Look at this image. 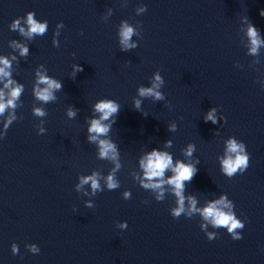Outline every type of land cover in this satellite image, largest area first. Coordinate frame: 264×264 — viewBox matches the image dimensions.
Masks as SVG:
<instances>
[{
    "label": "water",
    "instance_id": "water-1",
    "mask_svg": "<svg viewBox=\"0 0 264 264\" xmlns=\"http://www.w3.org/2000/svg\"><path fill=\"white\" fill-rule=\"evenodd\" d=\"M111 3L0 0V103L14 105L0 114V264H82L81 181ZM29 13L43 34H28ZM42 76L61 84L47 102Z\"/></svg>",
    "mask_w": 264,
    "mask_h": 264
},
{
    "label": "clouds",
    "instance_id": "clouds-1",
    "mask_svg": "<svg viewBox=\"0 0 264 264\" xmlns=\"http://www.w3.org/2000/svg\"><path fill=\"white\" fill-rule=\"evenodd\" d=\"M261 15H264V12L261 13ZM27 23L30 25L29 28V35L31 34H43L46 30V24L38 23L35 19H33L32 13L28 14V20ZM19 26V21H16L12 27L16 28ZM20 31L23 33L24 29L20 28ZM133 34V29L131 27H128L127 25H124L123 30L121 32L122 36V43H124L128 47H133L134 45H127V41ZM249 36L252 38V42L254 45H259V40L256 39L257 37V31L255 27L249 26ZM27 48L21 49V54L27 53ZM256 47L252 48V52L255 53ZM0 63L5 64V66H8L7 60H2ZM78 71H82V68H77ZM0 74L4 76H8L9 73L5 72L3 68H0ZM156 80L160 81L161 78L157 75ZM41 82L47 84V88L43 89L42 91H39L37 93V96L39 99L47 102L49 100L54 99L52 90L53 89H60L61 84L58 83L55 80L48 79L47 77H41ZM159 87L158 84H154L152 88H141L139 90V94L141 96H148L152 95L155 96L156 99H161V94L159 92L154 91L155 88ZM20 95V88H16L11 92V96L13 98H16ZM140 102H136V107L139 108ZM7 106H14L12 100H8L6 103H0V114H3L5 111V108ZM96 111L100 112L102 115L100 119H93L91 121V126L89 127L88 131L89 133H96L98 135L106 134L109 131V127L105 126L101 123L102 120H107L110 116L113 114L118 113L119 111V105L112 101H100L95 105ZM36 113L38 115H43L44 113L40 111L39 109H36ZM75 115L74 112L70 111L69 116ZM206 119H212L213 123L216 121L213 119L211 113H209L208 117ZM11 121L9 120L8 123ZM7 127V124L5 125ZM90 140L95 141L97 139V135H90ZM228 150L231 153H235V159H232L229 157L228 159L224 160V170L227 173L228 176H232L235 172H237L238 169L247 168L248 166V155L244 154L241 155L240 153L244 152V145L243 144H237L235 140H230L228 142ZM192 151V146H189V152L190 155ZM109 152H115V147L112 143L108 141H100V155L101 157H107ZM171 165V157H169L167 154H161L158 152H153L148 157V162L146 164V172L148 179H152L154 177H161L165 171L166 168H168ZM175 172L177 173L176 177L169 181V183L175 185L176 187V195L180 198L179 203L180 206L173 211V216H179L181 212L184 211L183 209V196L181 195V190L183 188V181L185 180H191L194 175V170L190 166H185L184 164L180 163L178 164L177 168L175 169ZM91 182L92 188L94 190L99 188V184L97 180L95 179V176H89L86 178H83L81 183H89ZM108 187L110 189H113L117 187L116 183L113 181L112 177H108ZM145 187H153L158 188L160 187L159 184H148L145 185ZM223 203V198L221 201H218L216 203L210 204L207 208H205L202 212V215L205 219H211V222L214 227H227L229 233L232 234L233 239H241V236H238L235 232L236 229H242L244 225L235 219L234 215L225 213L217 208V204ZM194 204V202H193ZM123 226V225H122ZM208 239L212 240L213 235L208 234ZM16 246L13 245V252H16ZM32 252H38V249L33 246L31 248Z\"/></svg>",
    "mask_w": 264,
    "mask_h": 264
}]
</instances>
